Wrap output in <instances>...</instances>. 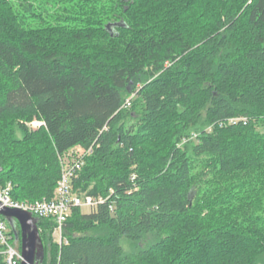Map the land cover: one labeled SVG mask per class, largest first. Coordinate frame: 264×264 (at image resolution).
I'll return each instance as SVG.
<instances>
[{
    "label": "trees",
    "instance_id": "obj_1",
    "mask_svg": "<svg viewBox=\"0 0 264 264\" xmlns=\"http://www.w3.org/2000/svg\"><path fill=\"white\" fill-rule=\"evenodd\" d=\"M263 128L264 0H0V186L49 200L92 146L72 185L109 197L72 210L61 246L36 218L39 264H264ZM208 197L236 214L193 218ZM166 243L181 260H154Z\"/></svg>",
    "mask_w": 264,
    "mask_h": 264
},
{
    "label": "built area",
    "instance_id": "obj_2",
    "mask_svg": "<svg viewBox=\"0 0 264 264\" xmlns=\"http://www.w3.org/2000/svg\"><path fill=\"white\" fill-rule=\"evenodd\" d=\"M131 99V98H130ZM130 99H128L124 107L130 106ZM244 119L232 118L227 122H221L219 127L226 124L234 125L238 121ZM34 127L37 129L43 127L45 124L42 121L33 122ZM93 147L83 150L80 147H75V150L70 160H60L61 175L58 179L53 196L49 200L41 201H19L12 197L13 186L7 183L0 186V211L2 208L17 209L29 213L32 217L37 219H49L55 223L52 234L58 238L55 242L58 246L66 243L63 238V225L69 218L72 210L75 208H88L91 210L96 209L99 205L106 203L109 197L102 196L91 197L86 194L78 193L72 181L77 177L78 173L84 166L85 159L92 153ZM65 155V154H64ZM63 155V156H64ZM113 211V205L109 206ZM0 254L3 256L4 264H20L21 253L16 246V241L13 239L10 226L6 219L0 213Z\"/></svg>",
    "mask_w": 264,
    "mask_h": 264
},
{
    "label": "rangeland",
    "instance_id": "obj_3",
    "mask_svg": "<svg viewBox=\"0 0 264 264\" xmlns=\"http://www.w3.org/2000/svg\"><path fill=\"white\" fill-rule=\"evenodd\" d=\"M57 7H59V5H56ZM47 9L50 11V12H54V10H52L51 8H49V7H47ZM37 18H39L38 16H37ZM39 19H41V20H43V21H41V20H38V19H33V20H30L29 21V23H31V26L33 27V28H35V27H39L40 25H42L41 23L42 22H44V20L45 19H42V18H39ZM28 21V20H27ZM39 25V26H38ZM166 66H169L170 64H169V62H166V64H165ZM136 99V96L135 95H132V97H131V100H135ZM204 120H205V114H204V112H203V114H202V119H201V121L199 122V127H200V129L201 130H204V132L206 133V132H210L211 130H212V126H206V124H205V122H204ZM35 121H38L37 119H33L31 122H27L26 124H25V126H26V128H27V130L28 131H36V130H38L36 127H34V125H33V122H35ZM165 131H169L168 129H164ZM262 133H264V128L263 129H261L260 130ZM189 135H188V137H187V139L188 140H193V141H195L197 138H198V136H199V134L200 133H198V132H194L193 130L191 131V129H190V131H189V133H188ZM17 135L18 136H20V133H18L17 132ZM181 145L179 144V146L178 147H180ZM76 155V152H75V150H70V151H68L63 157H62V160H64V161H67V160H70L71 159V157L73 156V155ZM206 160H210V157H205V159H203V161H206ZM203 161H202V163H203ZM200 168L198 167V168H193L192 169V173L194 174V173H196V172H199L200 170H199ZM79 175V174H78ZM215 176V175H214ZM77 178V177H76ZM78 193H80V194H86L87 192L86 191H83V190H81V189H75ZM241 192V191H240ZM54 193V192H53ZM210 200V201H209ZM208 203L209 202V204L206 206L205 204L206 203ZM194 203H196V204H198V210L200 211L199 213H194V215H191L193 218H196V219H198L200 222H203L204 224L206 223L207 225H215V222H219V221H221V223H222V221H230L231 220V217L228 215L230 212H232V214H236L235 212H236V208H232V209H226L225 207H228L227 205H224V204H222V205H215V197L213 198L212 197V199H211V197H208V200L207 201H203V200H200L198 203H197V199L196 200H194ZM80 211L81 212H83V213H87V212H90L91 211V209H88V208H81L80 209ZM70 216H71V214L69 215V218H70ZM221 218V220H218V219H220ZM16 224V223H15ZM165 236V235H164ZM52 239H53V242H56L57 240H58V238L56 237V236H54L53 234H52ZM167 244V246L166 245H164V249L163 250H161V249H157L156 251H155V253L153 254V257H154V260L156 261H158V260H162V258H167L168 259V256H169V254H170V257H173L172 259H175V260H181L180 259V257H181V254H179V253H176L175 252V254H174V251H170V253H169V244L168 243H166ZM16 246L18 247V249L20 250V248H19V246H20V243L18 244V243H16ZM121 246H122V248L124 249V251L125 252H131L132 250H133V245H131L129 242H127L126 240H122L121 241ZM196 253H198V254H206V253H209V252H206V250H204L202 247H200L199 249H197L196 250ZM50 263V259L48 258V259H45V261L42 263V264H49ZM39 264V263H38Z\"/></svg>",
    "mask_w": 264,
    "mask_h": 264
},
{
    "label": "water",
    "instance_id": "obj_4",
    "mask_svg": "<svg viewBox=\"0 0 264 264\" xmlns=\"http://www.w3.org/2000/svg\"><path fill=\"white\" fill-rule=\"evenodd\" d=\"M0 213L14 231L15 223L19 227V232H15L14 237L15 241L20 243V264L41 263L44 257V248L36 218L27 212L17 209L2 208Z\"/></svg>",
    "mask_w": 264,
    "mask_h": 264
},
{
    "label": "bare ground",
    "instance_id": "obj_5",
    "mask_svg": "<svg viewBox=\"0 0 264 264\" xmlns=\"http://www.w3.org/2000/svg\"><path fill=\"white\" fill-rule=\"evenodd\" d=\"M55 191V190H54Z\"/></svg>",
    "mask_w": 264,
    "mask_h": 264
}]
</instances>
